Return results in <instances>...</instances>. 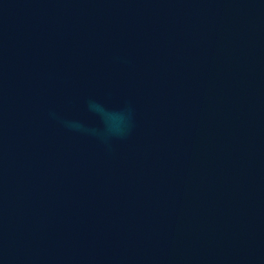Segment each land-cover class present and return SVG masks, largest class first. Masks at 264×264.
Instances as JSON below:
<instances>
[{
	"label": "water",
	"instance_id": "1",
	"mask_svg": "<svg viewBox=\"0 0 264 264\" xmlns=\"http://www.w3.org/2000/svg\"><path fill=\"white\" fill-rule=\"evenodd\" d=\"M0 264H264V0H0Z\"/></svg>",
	"mask_w": 264,
	"mask_h": 264
}]
</instances>
